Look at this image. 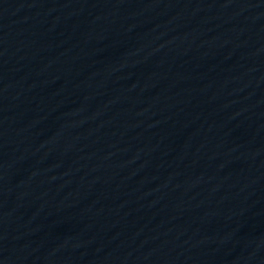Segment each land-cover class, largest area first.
<instances>
[{
    "label": "water",
    "instance_id": "1",
    "mask_svg": "<svg viewBox=\"0 0 264 264\" xmlns=\"http://www.w3.org/2000/svg\"><path fill=\"white\" fill-rule=\"evenodd\" d=\"M264 7V0H0V137Z\"/></svg>",
    "mask_w": 264,
    "mask_h": 264
}]
</instances>
